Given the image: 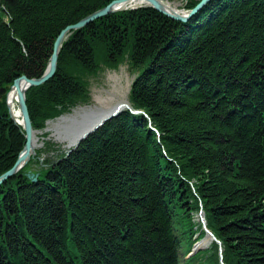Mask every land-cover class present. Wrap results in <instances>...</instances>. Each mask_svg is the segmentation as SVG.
Returning <instances> with one entry per match:
<instances>
[{
	"label": "trees",
	"instance_id": "1",
	"mask_svg": "<svg viewBox=\"0 0 264 264\" xmlns=\"http://www.w3.org/2000/svg\"><path fill=\"white\" fill-rule=\"evenodd\" d=\"M113 1L0 0V176L26 145L5 91L41 78L61 32ZM125 62L144 113L38 151L0 187V264H264V0H213L188 23L129 9L73 31L54 78L27 91L34 130ZM201 211L222 245L189 256Z\"/></svg>",
	"mask_w": 264,
	"mask_h": 264
},
{
	"label": "water",
	"instance_id": "2",
	"mask_svg": "<svg viewBox=\"0 0 264 264\" xmlns=\"http://www.w3.org/2000/svg\"><path fill=\"white\" fill-rule=\"evenodd\" d=\"M131 1H145L148 3V6L154 8L155 10L166 15L167 17H169L173 20H176V21L187 23L192 18H194L199 12L204 10V8H206L213 0H201L200 3L186 15H183L179 12L170 13L169 11H167L164 8L163 4L159 0H115L111 4L106 6L105 8L97 11L96 13L87 17L86 19L80 21L78 24L73 25V26H69L65 30H63L61 32V34L57 37V39L54 43L51 60H50L49 66H48L45 74L41 78H33V79L28 78L27 76H22V77L18 78L17 80H15V82L12 86V88L16 89L17 93H18L19 107H20V111H21L22 116H23V128L25 130L26 145H25L23 151L21 152L16 164L13 166V168H11L9 171H7L6 173H4L3 175L0 176V187L6 181H8L12 177H14L19 171H21L30 162L31 158L36 155V150H34L32 147L33 133L35 131L33 128L32 120H31V116H30V112H29V107H28V103H27V96H26L27 90L32 88V87L41 86V85L47 83L48 81H50L52 78H54V76L56 75L57 69H58L59 55H60V51H61L63 42L68 38V36L73 31L81 30V29L85 28L86 26L92 24L96 20L107 17L112 13L129 9V8H119V6L122 4L128 3V2H131ZM22 82H25L27 84L25 91L22 90V88H21ZM125 109L132 111V113H134V114L144 113L143 111H135L130 106L125 105V104H120V105L116 106L113 109V111L111 110L112 112L110 111L111 113H109L107 115V117L104 118L98 126H96L93 130L86 133L77 142L76 146L73 147V149L75 150L76 148H78L83 141H85L92 134H94L95 132L100 130L107 122L118 117ZM10 112L12 113L11 107H10ZM71 151H72V149H70V152ZM30 178L31 179H37L33 175H30ZM201 220H202L204 229L207 232L206 238L211 237L212 241L213 240L217 241V238L214 235V233L208 229L207 220H206L204 214H202V213H201ZM218 243L221 244L220 241H218ZM197 245L195 246L194 251L191 255L197 253L198 251H200L202 249V248H199ZM222 251H223V249L221 248V252Z\"/></svg>",
	"mask_w": 264,
	"mask_h": 264
},
{
	"label": "rangeland",
	"instance_id": "3",
	"mask_svg": "<svg viewBox=\"0 0 264 264\" xmlns=\"http://www.w3.org/2000/svg\"><path fill=\"white\" fill-rule=\"evenodd\" d=\"M168 1L175 3L178 12H180L183 15L187 14L188 9L184 7L185 2L183 0H168ZM146 7H150V6L141 5L139 7H136L135 9L146 8ZM140 73L141 70L134 71L132 70V66L130 65V63L125 62L122 65H120V67L116 70L103 68L102 71L99 72L97 75L90 77L89 79L90 101L87 104L80 105L77 108L73 109L70 113L64 114L56 119L49 121L44 129L36 130L42 133L40 135L39 147L36 149L37 152L40 150H44V152L42 153L43 155L41 156L42 159H45L48 156H55V155L58 156L66 151H70V149L74 150L73 148H68L66 143L59 141L57 139V135H56L57 131L55 129L52 131H47L50 122H57L61 117L71 115L74 113L75 110L81 108H86L90 110H103L110 112L116 106L120 104H125L133 109L132 104L130 102V92L136 77ZM11 91L12 89L10 88V90L8 92L5 91L4 94L6 96L7 105L9 102V94L11 93ZM135 111H140V110H135ZM64 127L65 126H61L60 129L64 130L65 129ZM47 147H50L51 148L50 150L53 151L48 152Z\"/></svg>",
	"mask_w": 264,
	"mask_h": 264
},
{
	"label": "bare ground",
	"instance_id": "4",
	"mask_svg": "<svg viewBox=\"0 0 264 264\" xmlns=\"http://www.w3.org/2000/svg\"><path fill=\"white\" fill-rule=\"evenodd\" d=\"M159 1L163 4L164 8L170 13L178 12L175 3H172L168 0ZM141 5H148V3L145 1H131L120 5L119 8H135ZM26 87L27 84L25 82H22V90L25 91ZM9 104L11 106L13 117L17 120L18 124L23 127V116L20 111V108L18 107L19 102L18 93L16 89H13L9 95ZM111 112L81 108L75 110L74 113L71 115L61 117L57 122H50L47 131H52L55 129L57 131V139L66 143L68 148H73L86 133L98 126L102 122V120L106 118L107 115ZM61 126H65V129L61 130ZM41 134L42 133L38 131H35L33 133L32 147L34 150L39 147ZM211 242V237H207L200 241L197 246L199 248H206L211 244Z\"/></svg>",
	"mask_w": 264,
	"mask_h": 264
}]
</instances>
